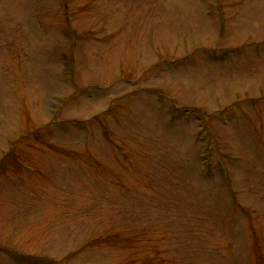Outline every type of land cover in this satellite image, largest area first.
Returning a JSON list of instances; mask_svg holds the SVG:
<instances>
[{
  "label": "rangeland",
  "instance_id": "1",
  "mask_svg": "<svg viewBox=\"0 0 264 264\" xmlns=\"http://www.w3.org/2000/svg\"><path fill=\"white\" fill-rule=\"evenodd\" d=\"M0 264H264V0H0Z\"/></svg>",
  "mask_w": 264,
  "mask_h": 264
},
{
  "label": "trees",
  "instance_id": "2",
  "mask_svg": "<svg viewBox=\"0 0 264 264\" xmlns=\"http://www.w3.org/2000/svg\"><path fill=\"white\" fill-rule=\"evenodd\" d=\"M257 253L259 254V255H258V256H259V258H262V256H261L260 252L258 251ZM260 262H262V259H261V261H260Z\"/></svg>",
  "mask_w": 264,
  "mask_h": 264
}]
</instances>
